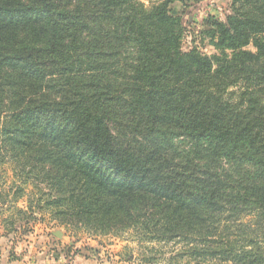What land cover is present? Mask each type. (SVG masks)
I'll list each match as a JSON object with an SVG mask.
<instances>
[{
  "label": "trees",
  "instance_id": "trees-1",
  "mask_svg": "<svg viewBox=\"0 0 264 264\" xmlns=\"http://www.w3.org/2000/svg\"><path fill=\"white\" fill-rule=\"evenodd\" d=\"M175 1L0 0L8 228L47 214L126 235L139 264H264V0L203 18L211 54L182 49Z\"/></svg>",
  "mask_w": 264,
  "mask_h": 264
},
{
  "label": "crops",
  "instance_id": "crops-1",
  "mask_svg": "<svg viewBox=\"0 0 264 264\" xmlns=\"http://www.w3.org/2000/svg\"><path fill=\"white\" fill-rule=\"evenodd\" d=\"M3 229L0 224V264H134L136 261L123 257L124 245L113 253L112 249L108 250L110 245L101 247L86 238L76 241L66 231L57 236L53 229L40 224L28 233L17 232L15 227Z\"/></svg>",
  "mask_w": 264,
  "mask_h": 264
},
{
  "label": "rangeland",
  "instance_id": "rangeland-1",
  "mask_svg": "<svg viewBox=\"0 0 264 264\" xmlns=\"http://www.w3.org/2000/svg\"><path fill=\"white\" fill-rule=\"evenodd\" d=\"M157 1L158 0H141V2H143L146 6H150ZM229 1L230 0H183L175 1L170 5L172 13L181 16L183 25V38L181 46L183 50H188L191 47H196L199 51L205 54H211L214 52L213 48L208 44L207 40H201L199 31L200 29H202V20L209 14H213L218 19L224 20L225 15L230 11ZM247 48L252 49V46L249 45ZM12 183L13 177L10 168L8 165H3L2 167H0V189L5 188L3 190H7L10 197L13 192V187L11 191H9V187L12 185ZM28 191L29 190L27 189L24 196L17 198V201L15 202L16 207L25 209L26 195L28 194ZM5 206L6 207H2L3 209H1L0 212V224L2 228L9 229V226L6 225V222L4 220L9 219L10 216H13V214H15V210L13 209L12 204ZM36 224L43 225L48 229H53V231H66L65 233L73 236L76 241L86 238L93 240L95 243H97L96 245L101 247L110 245L108 250L112 249L113 253H115L116 250H118L120 247H123V245L125 244H129L131 248H133L132 254L134 255V257H137V255L140 253V250H138L136 243H131L129 240H125V237H127L126 235L122 237L94 236L88 235L82 230H67L63 226L57 225L55 221L50 220L47 214L42 215V217L38 219L29 218L27 220H19L15 223L14 227L17 232L28 233ZM19 226L23 227L17 230ZM40 228L41 227H39V229ZM124 253L125 252L123 250V254ZM135 260L136 261L134 264H137V259Z\"/></svg>",
  "mask_w": 264,
  "mask_h": 264
},
{
  "label": "water",
  "instance_id": "water-1",
  "mask_svg": "<svg viewBox=\"0 0 264 264\" xmlns=\"http://www.w3.org/2000/svg\"><path fill=\"white\" fill-rule=\"evenodd\" d=\"M53 233H54L55 235L59 236L61 232H59V231H53Z\"/></svg>",
  "mask_w": 264,
  "mask_h": 264
}]
</instances>
